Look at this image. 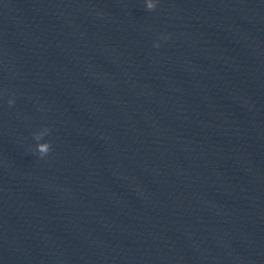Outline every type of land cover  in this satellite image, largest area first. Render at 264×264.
<instances>
[{"label":"water","instance_id":"obj_1","mask_svg":"<svg viewBox=\"0 0 264 264\" xmlns=\"http://www.w3.org/2000/svg\"><path fill=\"white\" fill-rule=\"evenodd\" d=\"M0 264H264V0H0Z\"/></svg>","mask_w":264,"mask_h":264},{"label":"clouds","instance_id":"obj_2","mask_svg":"<svg viewBox=\"0 0 264 264\" xmlns=\"http://www.w3.org/2000/svg\"><path fill=\"white\" fill-rule=\"evenodd\" d=\"M157 0H145L146 7L151 10L154 8ZM8 103H13L11 97H9ZM48 133V128L46 126L41 127L32 132V137L36 141V143L32 146V150L40 157L45 156L50 150L49 141L43 139L45 135Z\"/></svg>","mask_w":264,"mask_h":264}]
</instances>
